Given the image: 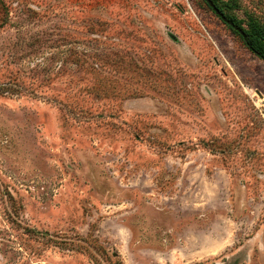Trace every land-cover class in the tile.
Listing matches in <instances>:
<instances>
[{"label":"rangeland","instance_id":"374dc122","mask_svg":"<svg viewBox=\"0 0 264 264\" xmlns=\"http://www.w3.org/2000/svg\"><path fill=\"white\" fill-rule=\"evenodd\" d=\"M0 264H264V61L202 0H0Z\"/></svg>","mask_w":264,"mask_h":264},{"label":"trees","instance_id":"16d2710c","mask_svg":"<svg viewBox=\"0 0 264 264\" xmlns=\"http://www.w3.org/2000/svg\"><path fill=\"white\" fill-rule=\"evenodd\" d=\"M215 7L223 14V16L233 23V25L237 26L239 29H241L245 33V39H243L234 29L232 26H229L227 23L223 22L234 34L239 36L245 46L251 53L256 55L259 59L264 61V28L258 27V26H252L249 31L243 30L237 23L234 18L231 16H228L224 14L221 10V8L217 4V0H210ZM204 5L208 10L213 12V10L207 5L205 0H202ZM214 14V12H213ZM215 15V14H214ZM221 20V19H220Z\"/></svg>","mask_w":264,"mask_h":264},{"label":"water","instance_id":"95a60500","mask_svg":"<svg viewBox=\"0 0 264 264\" xmlns=\"http://www.w3.org/2000/svg\"><path fill=\"white\" fill-rule=\"evenodd\" d=\"M205 2L207 3V5L213 10L214 14L216 16H218L221 21L227 23L229 26H232L233 29L243 38L245 39V33L239 29L237 26L233 25V23L231 21H228L223 14L215 7V5L210 1V0H205Z\"/></svg>","mask_w":264,"mask_h":264}]
</instances>
